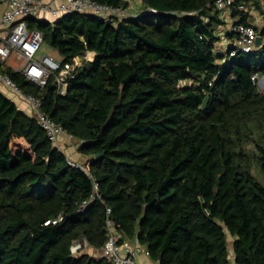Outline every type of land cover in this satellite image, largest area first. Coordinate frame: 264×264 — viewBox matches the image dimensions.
Returning <instances> with one entry per match:
<instances>
[{"label":"trees","instance_id":"16d2710c","mask_svg":"<svg viewBox=\"0 0 264 264\" xmlns=\"http://www.w3.org/2000/svg\"><path fill=\"white\" fill-rule=\"evenodd\" d=\"M141 1L157 13L109 26L83 14L27 20L59 61H84L65 95L53 79L42 88L0 63L90 165V174L72 167L0 92V264H112L72 253L79 240L105 247L108 208L157 264H264V182L254 173L264 176V45L222 64L217 0ZM233 2V18L252 25L247 10L260 0ZM95 183L101 199L81 211Z\"/></svg>","mask_w":264,"mask_h":264},{"label":"built area","instance_id":"2783aa9c","mask_svg":"<svg viewBox=\"0 0 264 264\" xmlns=\"http://www.w3.org/2000/svg\"><path fill=\"white\" fill-rule=\"evenodd\" d=\"M5 11L0 17V63L11 67L21 73L38 86L44 88L50 80H54L58 93L65 95L68 90L69 80L74 77L76 68L80 67L82 59H75L74 64L63 62L48 56L39 57L44 38L43 35L27 26L28 19H37L54 23L66 15L83 14L97 18L101 21H122L128 18H136L141 15L156 14L154 9H148L141 14H134L131 7L123 9L108 5H102L94 0H0ZM233 0H217L216 8L221 12L233 14ZM243 7L241 8V10ZM230 33L235 38L231 41L228 49V56L231 58L239 54H250L256 50V38L258 33L254 25H246L234 19L230 25ZM86 59V57H84ZM17 68V69H16ZM264 78V77H263ZM255 75L253 81H259ZM262 79L259 82V91H264ZM0 89L10 93L11 100L23 106V110L30 117L37 119L41 128L46 132L49 140L63 153V139L74 141L64 128L56 124L50 116L43 113L42 102L33 95L26 94L12 80L5 70L0 69ZM69 159V164L90 174L89 163H79ZM96 182V181H95ZM96 198L101 199L98 194V185L95 183V195L84 203L83 211ZM60 216L53 223L57 224L62 220ZM48 224V223H47ZM107 229L109 238L103 248V257L112 264H139L137 259L140 256L149 257L147 249L141 245L137 237L133 239L123 238L117 231L115 221L112 219V210L107 209ZM87 241L79 240L73 247L72 253L80 255ZM234 262V256L231 254Z\"/></svg>","mask_w":264,"mask_h":264},{"label":"crops","instance_id":"0c3cea01","mask_svg":"<svg viewBox=\"0 0 264 264\" xmlns=\"http://www.w3.org/2000/svg\"><path fill=\"white\" fill-rule=\"evenodd\" d=\"M49 1H52V0H49ZM139 3L142 4V1L139 0ZM4 11H5V7L3 5H1L0 6V17ZM247 12H248V15L250 18L249 21L251 22V24L254 25L258 29L259 32L261 30H263L264 29V0H260V9H251V10H247ZM221 18H222L224 24L220 25L217 28V35L220 37V40H219V42L216 43V51L219 55L225 56L224 60H222L221 63L226 64V62H227L226 56L228 55V49L230 48V44L232 41L230 38H228L227 35L230 33V25L234 21V18L227 11L221 12ZM89 54H92L93 57L91 60H89V59L88 60L93 61L95 56H96L95 53L88 52L85 55L86 59L88 58ZM0 92L3 93L6 97L11 98L10 93H8L6 90L0 89ZM72 142H75V144H77L76 147L73 146L74 144L71 145ZM72 142L68 141L66 138L63 139L62 148L64 150V153L67 155V157H69L70 159H72L75 162L87 163V161L89 159L87 157L81 155L78 152V148L80 146L78 141L74 140ZM229 241L233 242V239L230 237ZM85 254H88L91 257H95V258H102L103 257V249H95V248L89 247L86 249ZM137 261L139 264H157L155 262H152L151 259L149 257H146V256L138 257Z\"/></svg>","mask_w":264,"mask_h":264},{"label":"rangeland","instance_id":"374dc122","mask_svg":"<svg viewBox=\"0 0 264 264\" xmlns=\"http://www.w3.org/2000/svg\"><path fill=\"white\" fill-rule=\"evenodd\" d=\"M128 5H130L131 9H132V12L136 15L138 14H141L144 10H143V6L141 3H139V0H128ZM38 56L39 57H43V56H48V57H51L53 59H60V56L59 54L54 51L53 49L49 48L48 46L46 45H43L40 52L38 53ZM91 60L89 57L86 59V61H89ZM82 63H84V61L82 60ZM17 69V68H16ZM262 81H264V78H262ZM262 86L264 87V83L262 84ZM2 90V89H1ZM72 142V141H71ZM74 144V145H73ZM71 145H73L74 147H76L77 144H75V142H72ZM75 149V148H74ZM250 153L254 151V146L252 144H250L248 146V149H247ZM76 151V150H75ZM84 164V162H81V164ZM254 173L255 175L258 177V180L260 182H264V176L261 175L260 171L258 170L257 167H254ZM230 243L232 244V242L230 241ZM90 246L87 245L86 247L84 246V250H83V254H85V251L87 248H89ZM81 253V254H82Z\"/></svg>","mask_w":264,"mask_h":264},{"label":"water","instance_id":"95a60500","mask_svg":"<svg viewBox=\"0 0 264 264\" xmlns=\"http://www.w3.org/2000/svg\"><path fill=\"white\" fill-rule=\"evenodd\" d=\"M111 24V21H107L106 22V25H110ZM264 45V41L262 39V36L258 35L257 38H256V48L259 49L261 48L262 46ZM208 102H209V98H206L205 101H204V104H203V107L204 108H207V105H208ZM100 156H98L99 158Z\"/></svg>","mask_w":264,"mask_h":264},{"label":"bare ground","instance_id":"6f19581e","mask_svg":"<svg viewBox=\"0 0 264 264\" xmlns=\"http://www.w3.org/2000/svg\"><path fill=\"white\" fill-rule=\"evenodd\" d=\"M88 57H89L90 59H92L93 55H92V54H89Z\"/></svg>","mask_w":264,"mask_h":264}]
</instances>
